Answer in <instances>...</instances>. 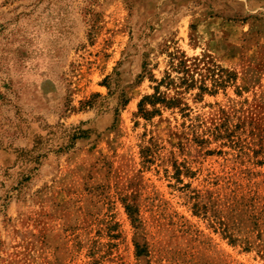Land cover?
I'll return each mask as SVG.
<instances>
[{"label": "rangeland", "instance_id": "374dc122", "mask_svg": "<svg viewBox=\"0 0 264 264\" xmlns=\"http://www.w3.org/2000/svg\"><path fill=\"white\" fill-rule=\"evenodd\" d=\"M0 264H264V0H0Z\"/></svg>", "mask_w": 264, "mask_h": 264}, {"label": "trees", "instance_id": "16d2710c", "mask_svg": "<svg viewBox=\"0 0 264 264\" xmlns=\"http://www.w3.org/2000/svg\"><path fill=\"white\" fill-rule=\"evenodd\" d=\"M180 64L182 65V62ZM152 99H153V97H146L142 101V104H140V113L142 115L149 116L151 114L145 106H146L147 103H150V104L154 105V102H151ZM139 252H141V251H139Z\"/></svg>", "mask_w": 264, "mask_h": 264}]
</instances>
